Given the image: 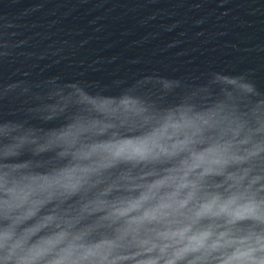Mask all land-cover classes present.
I'll list each match as a JSON object with an SVG mask.
<instances>
[{
    "label": "clouds",
    "instance_id": "clouds-1",
    "mask_svg": "<svg viewBox=\"0 0 264 264\" xmlns=\"http://www.w3.org/2000/svg\"><path fill=\"white\" fill-rule=\"evenodd\" d=\"M261 251H264V249H262ZM246 255L249 256V258H250L252 254L251 253H247ZM247 264H264V259H258V260L249 259Z\"/></svg>",
    "mask_w": 264,
    "mask_h": 264
}]
</instances>
